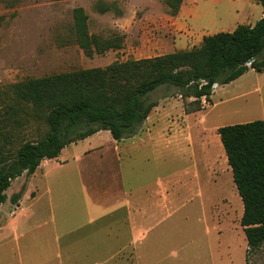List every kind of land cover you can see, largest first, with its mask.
I'll return each instance as SVG.
<instances>
[{"label": "rangeland", "instance_id": "obj_1", "mask_svg": "<svg viewBox=\"0 0 264 264\" xmlns=\"http://www.w3.org/2000/svg\"><path fill=\"white\" fill-rule=\"evenodd\" d=\"M224 2L202 0L194 11L193 0H184L172 14L163 0H0V145L5 154L11 158L23 143L49 132L33 106L18 97V84L200 46L203 35L230 30L221 14L209 24L211 11ZM103 6L109 9L102 12ZM77 9H82L81 24ZM87 37L91 53L81 44ZM104 42L115 47L99 52ZM261 82L264 74L253 73L243 84L252 89ZM236 90V84L216 86L210 103L203 101L204 108L193 112L185 109L192 97L163 96L136 137L114 141L103 132L95 138L102 151L87 153L88 142L74 146L75 160L51 168L48 185L33 179L40 194L22 226L20 246L7 244L17 205L10 197L27 178L13 180L1 208L0 264H246L243 202L218 127L259 116L260 92L227 100ZM114 164L112 186L120 192L125 185L126 194L106 195L92 215L82 179L92 169ZM109 176L95 175L87 184H97L95 178L102 184ZM134 233L136 241L128 245ZM250 264H264V243L251 254Z\"/></svg>", "mask_w": 264, "mask_h": 264}, {"label": "trees", "instance_id": "obj_2", "mask_svg": "<svg viewBox=\"0 0 264 264\" xmlns=\"http://www.w3.org/2000/svg\"><path fill=\"white\" fill-rule=\"evenodd\" d=\"M163 1L172 14L184 2ZM256 1L264 7V0ZM76 16L81 24L82 9H77ZM90 42L89 37L81 41L89 53L93 51ZM111 46L104 42L99 52ZM250 69L264 71V15L254 25L238 24L232 31L206 34L200 46L21 82L18 97L33 106L49 132L39 141L23 143L11 158L0 145V207L13 180L24 173L31 176L44 159L58 157L66 145L100 130H109L117 141L136 135L163 96L192 97L186 111L201 110L203 101L210 103L215 84H228ZM162 86L164 91L154 98ZM218 134L244 206L241 225L250 264L251 254L264 243V120L223 125ZM25 187L11 195L13 204H18Z\"/></svg>", "mask_w": 264, "mask_h": 264}, {"label": "crops", "instance_id": "obj_3", "mask_svg": "<svg viewBox=\"0 0 264 264\" xmlns=\"http://www.w3.org/2000/svg\"><path fill=\"white\" fill-rule=\"evenodd\" d=\"M201 1L202 0H193V5H194L193 10L194 11L197 8V6H200V5H197V3H201ZM218 1H220V0H218ZM222 5H223L222 7L215 8L214 10L211 11L210 14L212 15V17L209 19V24L211 26L213 24H216L217 18L219 16V14H221L222 22H224V23L226 22L227 24H229V26H231V28H229L230 30H228V31L234 30L238 24L254 25L264 15V7L262 6L261 3L257 2L256 0H237V1L236 0H225L224 4H222ZM253 73H263L264 74V71L263 72H257L254 69H250L245 74H243L242 76L237 78L236 80H234L228 84H225L228 86L236 84V86H237L236 94L232 95L227 100L238 99V98H243V97L249 96L255 90L257 92H260V114H259V116H254V117L252 116L250 118H246V120H242L241 122H247V121H252V120H256V119H263L264 120V82L263 83L261 82L260 83L261 85L258 83L252 89H248L247 86L245 84H243L245 79L247 78V76H249ZM214 93H215V91H214ZM150 115L148 116V118L150 117ZM148 118L146 119L144 124L147 122ZM141 130L142 129H140V131ZM140 131L136 135L129 137V138H126V139H123V140H127V139H131V138L136 137L140 133ZM103 132H108L109 134H111L109 130H100V131H98L92 135L87 136L86 138H84L82 140H79L77 142H72V143L66 145L62 149V151L58 157L51 158V160L44 159L41 162L40 166L36 169L34 174H32L29 177H26L27 178V180H26L27 184L24 183L26 185L25 190H24L23 194L21 195V197L19 198V203L16 205V209H14L10 215L11 220H10L9 225L11 226V230L13 232V238L10 239L7 244L11 243V244H16V245L20 246L21 240L25 236V232L22 231V228H23L22 226H23V224L26 223L25 222L26 219H27V221L30 220V216L32 215L33 204L38 201V197L40 194L38 184H35L34 186L32 185L33 179L35 180L36 178H38L39 181H43V182L47 181L48 173L50 172L51 168H53L54 166H55V168H57V167L60 168L61 166H64L67 162H69L75 158L74 152H72V150H73V147L77 146L79 143L88 142L90 149L88 150L87 153H90L92 151L95 152L98 150L102 151L104 145L100 144V142H98V140L95 141L96 140L95 138H97V136H99V135H102ZM218 137H219V134H218ZM111 138L114 141H117L113 137H111ZM100 155H101V153H100ZM210 159L211 158H209V157L207 158L208 161ZM101 161L103 163L107 162L104 160H101ZM118 164H119V166H122L120 162H118ZM116 168H117V166L114 164V165H112V168H110V169H107L105 167H101V168H98L95 170L92 169V172L89 173L91 176L88 177L85 175L83 177V179H82L83 189L82 190H83V193H85V195H86V202H87L86 204H87L88 210L90 211V213L92 215L96 214L100 211L101 203L104 201V197L106 195H109L111 193L120 194V193H122V191H124L122 194H124V196H125V194H126L125 185L123 186L124 190H122V191L120 190V192H119V189L114 188L112 186L111 174H112V177H114L116 175V174H114V171ZM23 175H25V173ZM95 175L98 176L99 178H104L105 175H110V176H109V178H105L106 180L102 184H100L98 182L99 178H95L97 184H95L93 182V185L91 184V186H88L87 183H89V181L92 182V177ZM47 185H48V181H47ZM34 189L36 190V194L32 195ZM92 190L94 192H92ZM46 192L49 194V189H47ZM51 193L52 192L50 191V194ZM130 193H131V190H130ZM24 199L27 200L28 205L25 204L26 200L24 201ZM131 204H132V202L129 200V202L126 205L131 206ZM123 206H125V205H123ZM161 206H163V205H161ZM1 208H2V205L0 207V211H1ZM243 211H244V206L242 205V208H241L242 214H243ZM129 212L132 214L133 209H130ZM145 214L147 215L146 211H145ZM133 236H134L133 239H130L128 237V239H129L128 245H129V243H134L136 241L137 234L134 233ZM116 237H118V236H116ZM2 246H3V243H2Z\"/></svg>", "mask_w": 264, "mask_h": 264}, {"label": "water", "instance_id": "obj_4", "mask_svg": "<svg viewBox=\"0 0 264 264\" xmlns=\"http://www.w3.org/2000/svg\"><path fill=\"white\" fill-rule=\"evenodd\" d=\"M214 86L216 87V86H218V84H215Z\"/></svg>", "mask_w": 264, "mask_h": 264}]
</instances>
